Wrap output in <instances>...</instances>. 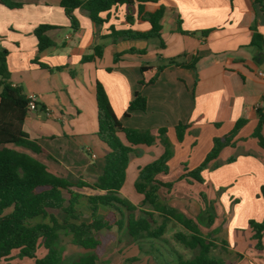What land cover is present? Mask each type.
Returning a JSON list of instances; mask_svg holds the SVG:
<instances>
[{"label": "crops", "instance_id": "crops-1", "mask_svg": "<svg viewBox=\"0 0 264 264\" xmlns=\"http://www.w3.org/2000/svg\"><path fill=\"white\" fill-rule=\"evenodd\" d=\"M13 1L23 6L9 9L0 4V46L9 51L11 84L22 87L27 97L37 96L38 109L29 112L24 122L29 138L44 149V153L33 157L58 176L73 174L92 181L102 173L106 147L97 137L98 82L123 127L151 130L156 135L159 129L167 128L168 138L184 154L181 161L203 145L209 152L215 137L228 134L238 120H248L235 146L225 148L218 158L227 161L236 152L238 160L227 163L225 173L219 176L211 172L209 181L205 171L203 177L205 185H220L225 174L230 178L226 185L237 187V193L243 195V201H235L226 212L220 231L214 235L217 248L212 256L225 264H264V238L263 250H258L249 226L251 220L264 219V150L252 138L260 111L264 114V77L259 75L264 72V48L251 46L254 29L264 38V0H160L150 4L149 10L160 6L166 9L161 31L164 46L157 39L156 52L154 39L116 38L115 32L119 31L149 30L147 23L136 21V9L130 12L126 6L115 7L101 15L106 22L98 26L87 12L76 9L73 15L79 30L75 31L61 0ZM129 12L135 18L131 23L127 21ZM179 21L181 29L190 34L178 30ZM41 25L57 27L47 32L53 45L43 52L38 50L35 36ZM204 31L209 34L203 36ZM98 45L104 47L102 57L83 62V57L93 54ZM154 54L167 63L177 58L189 63L193 56L198 61L195 69L168 66L150 85L147 83L157 67L148 59ZM116 55H120L118 62ZM142 66L149 70L142 73ZM141 81L146 84L141 85ZM136 92L147 98V110L127 117ZM180 124L190 125L182 143L175 131ZM138 150L140 156L133 154L130 158L126 181L130 172L136 180L140 169L158 159L164 148L157 141ZM204 155H198L189 168L199 165ZM164 178L159 176L168 182ZM80 192L99 194L91 189ZM141 201L137 198L133 203ZM156 251L163 258V253ZM179 255L183 254L174 248L166 264L176 262Z\"/></svg>", "mask_w": 264, "mask_h": 264}, {"label": "trees", "instance_id": "trees-1", "mask_svg": "<svg viewBox=\"0 0 264 264\" xmlns=\"http://www.w3.org/2000/svg\"><path fill=\"white\" fill-rule=\"evenodd\" d=\"M160 0H61L60 5L70 20L71 28L79 30V23L73 13L76 9L87 12L94 25H102L106 19L102 14L118 6H126L130 12L136 9V21L147 23L148 31H119L116 38L137 40L158 39L161 41L162 20L165 7L149 10L150 4ZM263 5L261 1H257ZM0 4L9 9H18L23 5L13 0H0ZM127 15V21L135 20L134 15ZM51 25H41L35 30L38 50L43 52L53 45L47 32L56 29ZM182 34H190L181 29ZM114 34V31L112 32ZM209 31L202 32L207 36ZM192 35V34H191ZM161 47L164 46L161 41ZM251 46L262 50L263 36L254 29ZM103 46H96L93 54L83 57V62L101 58ZM136 53L137 51L131 50ZM140 54H145L140 51ZM9 51L0 46V262L8 261L16 254L20 260L30 259L34 264H65L58 247L60 233L71 237L73 245L81 247L85 253L74 259L71 264H99L108 253L111 243L117 241V234H125L135 244L146 240L162 241L167 231L168 222L174 221L182 226L183 232L174 235L176 241L193 256L189 259L179 255L176 262L170 264H225L212 256L216 250V235L220 230L205 235L200 222L212 226L215 222L214 207L206 208L197 217H189L170 203L165 202L161 190L171 192L178 182L196 181L204 184L203 172L214 165L221 152L227 147L235 146L239 132L248 124V120H238L233 129L222 137L213 139V147L203 161L194 169H186L174 181L164 182L159 176L169 174V162L173 158V146L167 136L168 129L161 128L157 135L151 130H139L123 127L115 114L105 88L96 85L98 132L97 137L106 147L102 173L92 181L84 180L73 174L58 176L48 167L33 157L42 154L44 149L24 131V122L29 114V100L23 88L12 85L7 65ZM120 55H116L118 62ZM198 61L193 56L191 62H179L171 59L166 65L157 68L154 77L147 84H154L159 74L168 66L175 65L185 69H195ZM42 68L49 69L45 64ZM149 67L142 66L145 73ZM141 85H145L143 81ZM43 109V108H42ZM147 98L136 92L129 102L126 116L134 112H146ZM259 122L252 133L259 147L264 150V114L260 111ZM189 124H180L175 128L178 142L182 143ZM160 142L164 151L153 162L142 167L134 183V190L142 196L140 204L121 197L131 156L139 146H153ZM236 159H229L228 163ZM91 189L99 194L87 195L80 191ZM264 196V187L261 189ZM206 202L204 195H201ZM163 219L157 224L156 216ZM256 248L263 250L264 219L262 222L251 220ZM42 247L45 254L37 258L36 251ZM135 261L138 258H134ZM169 264V263H168Z\"/></svg>", "mask_w": 264, "mask_h": 264}, {"label": "rangeland", "instance_id": "rangeland-1", "mask_svg": "<svg viewBox=\"0 0 264 264\" xmlns=\"http://www.w3.org/2000/svg\"><path fill=\"white\" fill-rule=\"evenodd\" d=\"M153 43L156 52L157 48L159 47V41L157 39H154ZM148 60L149 62H152L151 64L156 65L157 68L166 65L165 63H167L166 59L162 60L160 58H157L156 54L151 55L150 59ZM177 60L179 59L177 58ZM171 144L173 146L174 154L173 158L169 162V174L164 178L166 179V181H174L179 178L183 173H185L186 169H190L189 167L195 162V158L198 157V155L201 157L202 154L204 155L208 152H205V150L207 149L205 145H203L201 146V148L196 149V153H193V151H191L190 154L186 155L188 156L187 159L181 161L184 154H182L181 149L178 150L176 147H174L175 145L172 142ZM140 153L141 151L138 150L134 153V156H140ZM238 157V153L235 152V154L231 155L228 158H235L236 162L238 160ZM224 159L223 161H216L214 165L208 167L205 170L206 176L208 177H206V179L208 181L211 172H216L217 176L225 173L224 167L228 165L227 163L229 162V159L227 161ZM222 177L223 178L221 180L223 184L220 185L216 184V182V185H205L193 180L192 182L183 180L181 182H178L175 185L174 190H172L171 192H167L166 189H162L160 194L165 202L170 203L172 206L185 213L189 217L197 218L202 214L206 206L208 208L214 207L216 212L214 224L212 226H205L200 222L201 230L205 235H208L209 233H212L216 229L222 227V221L226 217V212L231 210V207L235 203V201H243V195L242 193H237V187L226 185L227 181H230V178H227L225 174ZM135 181L136 180H132V172H130V175L128 176V179L120 195L121 197L130 200L132 203L135 201V199L142 198V196L137 194L134 190ZM202 194L206 198V202H203L201 197ZM156 221L157 224H160L163 219L157 215ZM183 231L184 230L181 225L174 221H171L168 222L167 231L162 241L144 240L140 244H135L130 240L128 236H126L125 234H117V230L113 229V233L117 235V241L110 244L108 253L104 255V258L99 264H166L174 248H176L181 254H183V257L187 256L188 258H191L192 252L186 250L185 247L174 238L175 234ZM58 247L63 255L65 264H71L74 259L85 253V251L81 247L72 244L70 235L65 232L60 233ZM162 248H165L166 252L164 249L162 251ZM156 250H159L160 254L161 252L163 253V258L159 256V253ZM44 254V249L42 247H39L36 251L37 258H42ZM134 258H138V260L135 261ZM0 264H34V262L30 259L20 260L19 258H17L16 254H14L13 258L8 261H1Z\"/></svg>", "mask_w": 264, "mask_h": 264}, {"label": "built area", "instance_id": "built-area-1", "mask_svg": "<svg viewBox=\"0 0 264 264\" xmlns=\"http://www.w3.org/2000/svg\"><path fill=\"white\" fill-rule=\"evenodd\" d=\"M259 75L261 77H264V72H260ZM28 100H29L28 107H29L30 112L31 111H36L38 109L37 96L34 95V94H31V95L28 96Z\"/></svg>", "mask_w": 264, "mask_h": 264}]
</instances>
